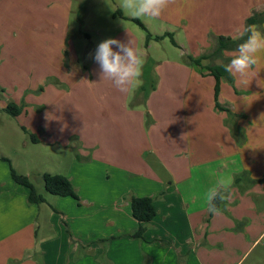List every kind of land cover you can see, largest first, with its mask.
<instances>
[{"label":"crops","instance_id":"1","mask_svg":"<svg viewBox=\"0 0 264 264\" xmlns=\"http://www.w3.org/2000/svg\"><path fill=\"white\" fill-rule=\"evenodd\" d=\"M72 2L0 0V62L30 48L63 47ZM245 2L170 0L155 20L181 30L183 56L148 58L153 67L141 68L125 92L101 78L94 59L91 82L72 78L69 91L51 82L41 89L37 143L74 151L68 173H49L66 175L79 199L57 195L50 206L46 200L31 203L28 189L5 164L11 159L1 153L0 264H232L264 238V60L249 69L247 83L236 77L230 85L222 78L218 100L231 112L216 107L214 76L188 60L246 26L249 15L239 14ZM258 4L264 7V0ZM32 24L38 25L34 36ZM128 29L112 38L132 40L139 50L137 38L124 34ZM235 54L223 52L225 58ZM146 69L156 76L149 89ZM49 70L44 76H60ZM4 84L1 95L9 87ZM29 112L23 104L17 116ZM210 171L234 180L217 215L201 199L215 182ZM133 195L154 200L156 214L144 238L134 236L139 222L132 214Z\"/></svg>","mask_w":264,"mask_h":264},{"label":"rangeland","instance_id":"2","mask_svg":"<svg viewBox=\"0 0 264 264\" xmlns=\"http://www.w3.org/2000/svg\"><path fill=\"white\" fill-rule=\"evenodd\" d=\"M262 1L247 0L243 5L240 3V16L245 12L249 16L262 12L264 7L258 6V3ZM72 3H74V12L70 13L69 29L63 47L58 48V46L53 45L54 42L49 41L47 43L53 45L52 49L41 46L35 49L30 48L16 54L15 58H12L7 64L0 62V83L9 84L8 90L5 89L3 94H10V97L6 98L5 95H1L2 92L0 93V154L2 153L11 159L12 163L9 160V162L5 161L6 166L11 164L17 173L26 175L29 178L36 187L37 192L44 197V201L46 200L44 206L52 205L57 195L45 190L43 174L58 169V171L68 173L71 168L70 159L74 151L67 150L65 146L39 144L32 140L34 134L40 138V126H38L37 109L35 108L40 106L38 95L41 89L51 82L59 90L69 91L70 88L74 87L71 85L72 78L75 82H81V84L91 82L93 69L90 64L94 54L89 53L97 49L93 47V44L98 45L103 40L112 38L119 29L126 28V25L129 29L124 34L128 35L130 33L137 38L140 47L138 52L143 58L142 68L148 67L151 69L153 67L148 63V58L177 61L181 60L183 56V51L178 46V42L183 43L184 41L181 30L152 18H139L152 34L171 32L177 42V45H175L171 40V36L166 35L161 40L152 39L146 45L147 31L135 22L113 16L114 11L112 8L114 10L119 8V0H90L83 11L81 20L78 19L81 0H73ZM258 8L262 11H257ZM37 26L32 24L33 36L35 35L33 30ZM255 26L258 31L264 34V20L260 24H255ZM236 49L226 50L236 51ZM22 55L24 58H20ZM258 55L259 58L264 60V52ZM227 58L230 61L232 57L227 56ZM49 68L53 73L60 76H44L45 73L50 71ZM144 77L148 79L147 88L151 87L152 82L156 80V76L151 75L148 69H146ZM226 82L232 84L228 77ZM9 101L19 105L24 104L33 112H29L27 115L22 114L20 117L13 116L5 110L8 103H10ZM84 121V119H79L81 123ZM23 125L27 126L29 130H25ZM243 252L239 253L236 258L233 257L231 263L264 264V238L244 255Z\"/></svg>","mask_w":264,"mask_h":264},{"label":"clouds","instance_id":"3","mask_svg":"<svg viewBox=\"0 0 264 264\" xmlns=\"http://www.w3.org/2000/svg\"><path fill=\"white\" fill-rule=\"evenodd\" d=\"M170 0H119V9L134 18H158L169 5ZM113 11H115L112 8ZM262 11V9H257ZM247 34V39H243ZM232 39L242 40L236 49V54L230 61L222 64L224 70L233 78L240 77L241 82L249 69L259 60V53L264 52V34L257 30L255 25H247L242 30L236 29ZM116 46L114 50L113 46ZM93 59L101 70V78L112 81L121 92H125L133 81L141 76L143 58L133 46L132 40L124 43L116 38H107L98 44ZM227 167V164L224 165ZM215 176V182L203 193L202 205L214 215L221 212L218 202L223 203L231 197V186L234 182L231 175L210 171ZM192 203H195L193 199Z\"/></svg>","mask_w":264,"mask_h":264},{"label":"trees","instance_id":"4","mask_svg":"<svg viewBox=\"0 0 264 264\" xmlns=\"http://www.w3.org/2000/svg\"><path fill=\"white\" fill-rule=\"evenodd\" d=\"M90 0H81L79 10H78V19H82V14L85 8L87 7V4ZM113 16H120L122 18L131 20L138 25H140L145 31H147L146 34V42L145 44L148 45L149 41L154 40H161L166 35L171 36L172 42L177 45V42L175 41L173 37V33L171 32H165L164 34H152L147 30V27L145 24L139 19L134 17L126 16L119 8H117ZM264 20V11L259 13H254L253 15L249 16L246 20V26L247 25H257L260 24ZM88 36V34H86ZM243 39H247V34L244 36ZM243 42L242 40H233L230 37L226 36H219L216 46L214 49L208 53V54H202L197 58H194L193 56H188V60L192 62L193 64H196L202 69H205L204 74L213 75L215 77V85H214V98H215V104L216 107L222 110H226L228 112H231L228 107L225 105H222L219 100L218 96L220 93V85L221 80L223 77H228L230 82L233 84V77L230 76L223 68L222 64H226L227 61H229V58H225L223 55L224 50L226 49H235L237 48L238 44ZM95 47V46H93ZM210 58L211 60H214L215 58H222L223 63L221 64H206L204 65L202 63L203 59ZM154 82H152V86H154ZM142 90H145V85L142 86ZM23 109V104L19 105L15 102H10L6 106L5 110L10 113L11 115L15 116L18 115ZM32 140L34 142H37L38 136L32 135ZM11 166V164H10ZM11 174L14 179V181L17 184L23 185L26 187L29 191V201L31 203H41L44 201V197L37 192L36 187L33 185V183L29 180V178L26 175L19 174L15 171V169L11 166ZM241 180V177H237L235 182H239ZM43 181H44V187L45 190L51 194L58 195V196H70L75 199H79V195L77 193V189L72 183V181L63 174H52V173H44L43 174ZM130 203L132 208V214L133 216L138 220L139 225L134 233L135 237L144 238V234L146 232V223L150 221L156 214V208L154 205V200L150 196H131L130 197ZM222 203L218 202V207H221Z\"/></svg>","mask_w":264,"mask_h":264}]
</instances>
